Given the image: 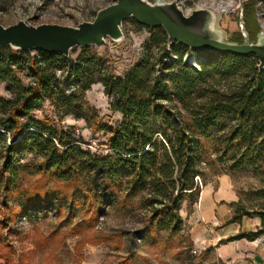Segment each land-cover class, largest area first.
<instances>
[{
    "label": "trees",
    "instance_id": "1",
    "mask_svg": "<svg viewBox=\"0 0 264 264\" xmlns=\"http://www.w3.org/2000/svg\"><path fill=\"white\" fill-rule=\"evenodd\" d=\"M255 9L256 0L244 4L253 41L259 28ZM148 28L151 37L142 56L121 74L103 67L96 53H88L91 46L83 47L68 68L67 80L79 85L71 94L59 87L55 73L69 56L0 46V81L8 82L10 92L9 99L0 97V109L8 112L0 117V153L7 154L0 171L8 172V180L15 181L25 154L35 152L43 156L44 172L50 176L72 180L86 172L97 202L106 198L98 193L101 183L111 197L119 198L121 191L137 197L152 208L153 226L156 219L164 224L167 216L181 220L179 205L185 195L199 191L196 178L202 175L207 151L226 157L233 167L264 169V68H259L258 57L193 49L210 57L195 66L176 52L178 46L189 47L170 43L163 27ZM230 41L241 43V32ZM14 67L28 72L29 84L22 83ZM97 80L111 109L122 114L116 126L97 127L110 135L107 155L81 149L71 128L59 130L49 121L29 117L47 98L58 110L62 104L70 107L75 95ZM233 204L232 221L251 216L238 201ZM259 216L258 231L233 239L263 234L264 212Z\"/></svg>",
    "mask_w": 264,
    "mask_h": 264
},
{
    "label": "rangeland",
    "instance_id": "2",
    "mask_svg": "<svg viewBox=\"0 0 264 264\" xmlns=\"http://www.w3.org/2000/svg\"><path fill=\"white\" fill-rule=\"evenodd\" d=\"M115 1L0 0V22L10 25L32 17L35 24L78 25L94 20L100 9ZM175 1L189 10L229 0ZM235 1L245 4L249 0ZM255 21L259 23L258 32L264 30V0H256ZM215 27L226 41L238 38L240 13L217 12ZM122 29V39L107 38L104 44L88 50L102 58L103 67L117 74L140 59L151 37L149 28L139 26L133 18L124 21ZM83 52V47L73 48L66 65L55 67L59 87L67 94L79 90L73 79L67 80V72ZM176 52L182 53L184 60L191 53L198 62L210 59L204 52L191 48L178 46ZM14 69L22 83L29 84L28 72ZM7 87L8 82L1 80L0 97L10 98ZM110 104L103 83L97 80L84 93L78 92L70 107L62 104L58 110L47 98L29 117L49 121L59 130L71 128L81 149L107 155L110 135L97 127L116 126L122 120V114L113 111ZM7 115L6 110L0 109V117ZM6 155L0 153V168ZM44 162L42 155L27 152L14 182L7 179L8 172L0 171V264H216L215 256L201 251L191 233L203 187L216 186L223 177L231 181L239 205L251 216L260 218L259 213L264 212V169L233 167L226 157L221 159L210 150L200 165L202 175L196 178L199 191L185 195L179 205L181 220L167 216L164 224L158 225L156 219L153 226L150 221L156 216L152 208L140 203L137 197H125V191L119 192V198L111 197L101 183L98 193L106 198L97 202L98 194L86 172H79L76 179H59L44 172Z\"/></svg>",
    "mask_w": 264,
    "mask_h": 264
},
{
    "label": "water",
    "instance_id": "3",
    "mask_svg": "<svg viewBox=\"0 0 264 264\" xmlns=\"http://www.w3.org/2000/svg\"><path fill=\"white\" fill-rule=\"evenodd\" d=\"M134 18L139 24L163 27L170 43L178 42L191 49L232 54H255L259 68H264V30L251 39L245 22L244 7L240 11V30L243 41H226L218 34L215 24L217 13L208 8L194 9L186 14L177 1L152 3L149 0H116L97 12L94 20L78 25L60 23L32 24L19 20L10 25L0 22V46L30 52L42 50L69 56L75 47L100 46L107 38L118 41L123 38L124 21ZM185 60L198 66L194 53Z\"/></svg>",
    "mask_w": 264,
    "mask_h": 264
},
{
    "label": "crops",
    "instance_id": "4",
    "mask_svg": "<svg viewBox=\"0 0 264 264\" xmlns=\"http://www.w3.org/2000/svg\"><path fill=\"white\" fill-rule=\"evenodd\" d=\"M239 200L237 191L227 177L217 185L203 187L191 238L205 254L215 256L216 264H264V233L254 238L233 239L261 228L258 216H242L232 221Z\"/></svg>",
    "mask_w": 264,
    "mask_h": 264
},
{
    "label": "built area",
    "instance_id": "5",
    "mask_svg": "<svg viewBox=\"0 0 264 264\" xmlns=\"http://www.w3.org/2000/svg\"><path fill=\"white\" fill-rule=\"evenodd\" d=\"M243 7H244L243 3L237 2L235 0H229V1H223V2L217 3L216 5H212V6L197 7V8H208V9L215 11L216 13L218 12L224 15H230V14L240 13ZM197 8H190L189 10L183 8V10L186 14H190L194 9H197ZM22 20H25L28 23L35 24L33 23L34 20L32 17L27 18V19H22Z\"/></svg>",
    "mask_w": 264,
    "mask_h": 264
}]
</instances>
